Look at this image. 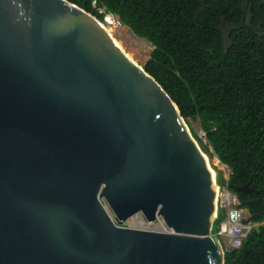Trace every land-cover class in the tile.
I'll list each match as a JSON object with an SVG mask.
<instances>
[{
  "label": "water",
  "instance_id": "1",
  "mask_svg": "<svg viewBox=\"0 0 264 264\" xmlns=\"http://www.w3.org/2000/svg\"><path fill=\"white\" fill-rule=\"evenodd\" d=\"M218 176L95 14L0 0V264H224Z\"/></svg>",
  "mask_w": 264,
  "mask_h": 264
},
{
  "label": "trees",
  "instance_id": "2",
  "mask_svg": "<svg viewBox=\"0 0 264 264\" xmlns=\"http://www.w3.org/2000/svg\"><path fill=\"white\" fill-rule=\"evenodd\" d=\"M68 1L101 21L112 13L153 46L145 69L185 119H199L202 149L230 169L225 182L248 184L229 190L259 216L224 264H264V0Z\"/></svg>",
  "mask_w": 264,
  "mask_h": 264
},
{
  "label": "rangeland",
  "instance_id": "3",
  "mask_svg": "<svg viewBox=\"0 0 264 264\" xmlns=\"http://www.w3.org/2000/svg\"><path fill=\"white\" fill-rule=\"evenodd\" d=\"M99 10L102 11L103 9L100 8ZM106 15L108 14H105V16ZM111 19L113 20V22H110V24H105L108 30L115 37L118 43L125 49L129 56L144 66L146 60L150 56V52L153 48L152 45L145 39L135 35L128 27L120 23L115 15H113ZM185 122L195 140L197 142H199V140H202L203 144L207 145L205 141V133L201 128L199 119L192 120L188 118L185 119ZM208 151L211 152V154L207 153L210 164H212L214 170H216V172H219V175L224 179L223 183L219 185V189L220 191H222L223 189H226L225 181L229 177L230 169L227 166L219 163V160L217 159L211 147H208ZM255 224L259 225L260 222H257ZM213 229L214 231H216V224L213 226Z\"/></svg>",
  "mask_w": 264,
  "mask_h": 264
},
{
  "label": "built area",
  "instance_id": "4",
  "mask_svg": "<svg viewBox=\"0 0 264 264\" xmlns=\"http://www.w3.org/2000/svg\"><path fill=\"white\" fill-rule=\"evenodd\" d=\"M112 17L113 15L111 14L104 16L105 24H110L109 21L113 22ZM217 200L218 209L216 219H218L219 213L222 210H224V216L218 221L214 233L220 241L223 252L226 253L231 249L239 248L242 240L254 225L250 222H243L248 216V212L244 207H237L238 200L236 196L230 193L227 188L218 192ZM155 221L164 226L160 231H170L162 222L161 217H157Z\"/></svg>",
  "mask_w": 264,
  "mask_h": 264
},
{
  "label": "bare ground",
  "instance_id": "5",
  "mask_svg": "<svg viewBox=\"0 0 264 264\" xmlns=\"http://www.w3.org/2000/svg\"><path fill=\"white\" fill-rule=\"evenodd\" d=\"M109 21V20H108ZM109 22H112V21H109ZM113 24V23H112ZM114 26V25H113ZM107 31L109 32V33H111L109 30H108V28H107ZM117 41V40H116ZM118 42V41H117ZM119 44V43H118ZM120 45V44H119ZM121 46V45H120ZM122 47V46H121ZM123 48V47H122ZM208 161H209V158H208ZM209 164H210V161H209ZM220 165V164H219ZM222 166V165H221ZM158 224H159V226L161 227V229H158V228H148V227H140V226H132V225H129L130 227H133V228H140V229H152V230H162L163 228H164V226L161 224V223H159L158 222Z\"/></svg>",
  "mask_w": 264,
  "mask_h": 264
},
{
  "label": "clouds",
  "instance_id": "6",
  "mask_svg": "<svg viewBox=\"0 0 264 264\" xmlns=\"http://www.w3.org/2000/svg\"><path fill=\"white\" fill-rule=\"evenodd\" d=\"M107 14H108V15H109V14L113 15L112 13H107ZM102 22H103V24L105 25L104 20H103ZM105 26H106V25H105ZM106 27H107V26H106ZM152 47H153V46H152ZM193 138H194V137H193ZM194 139H195V138H194ZM216 157H217V156H216ZM217 159H218V158H217ZM218 160H219V159H218ZM223 165H224V164H223ZM226 188L228 189V191H229L230 193L234 194L232 191L229 190V187H228V183H227V182H226ZM234 195H235V194H234ZM235 196H236V195H235ZM236 198H237V197H236ZM237 200H238V199H237ZM238 202H239V200H238ZM244 208H246V207H244ZM247 212H248V211H247ZM248 214H249V212H248ZM249 215H251V214H249ZM257 222H258V221H254V222L252 221V222H250V223H253L254 226H257V225L255 224V223H257ZM254 226H253V227H254ZM214 232H215V231H214Z\"/></svg>",
  "mask_w": 264,
  "mask_h": 264
},
{
  "label": "flooded vegetation",
  "instance_id": "7",
  "mask_svg": "<svg viewBox=\"0 0 264 264\" xmlns=\"http://www.w3.org/2000/svg\"><path fill=\"white\" fill-rule=\"evenodd\" d=\"M243 191H247V190H243ZM246 210L248 211L247 207H246Z\"/></svg>",
  "mask_w": 264,
  "mask_h": 264
}]
</instances>
